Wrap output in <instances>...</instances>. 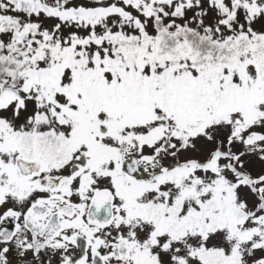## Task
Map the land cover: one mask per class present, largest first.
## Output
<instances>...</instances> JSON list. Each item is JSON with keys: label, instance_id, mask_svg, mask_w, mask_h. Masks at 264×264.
<instances>
[{"label": "snow or ice", "instance_id": "6c2138e0", "mask_svg": "<svg viewBox=\"0 0 264 264\" xmlns=\"http://www.w3.org/2000/svg\"><path fill=\"white\" fill-rule=\"evenodd\" d=\"M0 264H264V0H0Z\"/></svg>", "mask_w": 264, "mask_h": 264}]
</instances>
